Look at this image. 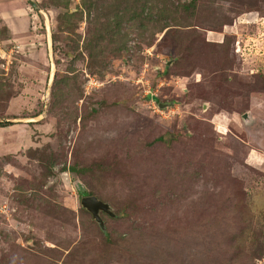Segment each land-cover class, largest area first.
<instances>
[{
	"label": "rangeland",
	"instance_id": "rangeland-1",
	"mask_svg": "<svg viewBox=\"0 0 264 264\" xmlns=\"http://www.w3.org/2000/svg\"><path fill=\"white\" fill-rule=\"evenodd\" d=\"M31 1L0 0V264H263L264 0Z\"/></svg>",
	"mask_w": 264,
	"mask_h": 264
},
{
	"label": "water",
	"instance_id": "water-1",
	"mask_svg": "<svg viewBox=\"0 0 264 264\" xmlns=\"http://www.w3.org/2000/svg\"><path fill=\"white\" fill-rule=\"evenodd\" d=\"M28 1L32 7H34L35 9H38L37 6L31 0H28ZM171 104H172V102H168V103H163L161 105L158 104V106L162 107V108H166V107L170 106ZM245 117L247 118V114H244L242 116V119H245ZM4 122H6V121H4ZM79 203H80V206L90 214L91 218L98 224L99 228L101 230H104L103 221H102L99 213L102 212V213H105L108 215H113L110 212L109 205L107 203L99 200L97 197L92 196V195L81 197Z\"/></svg>",
	"mask_w": 264,
	"mask_h": 264
},
{
	"label": "crops",
	"instance_id": "crops-1",
	"mask_svg": "<svg viewBox=\"0 0 264 264\" xmlns=\"http://www.w3.org/2000/svg\"><path fill=\"white\" fill-rule=\"evenodd\" d=\"M263 20H264V13H259L258 16L256 15V13H253V12H249V13L245 12V13L241 14L240 22H241V27L243 28L242 29L243 32L250 30L251 27H255L256 26V28H258V25L261 24L263 22ZM234 27H235V24L232 25V23H231V27L230 28L233 29ZM235 34H236V36H238L237 33H235ZM240 36H242V34H240ZM245 37H248V39L249 38L250 39L253 38V36L250 35V33H248ZM244 41H247V40H244ZM240 42H241V39H239V38L234 41L235 49H237L239 47ZM243 43H246V42H243ZM242 45L244 46V44H242ZM244 51H245V48H244ZM236 52H238V51H236ZM251 159H252V157H251Z\"/></svg>",
	"mask_w": 264,
	"mask_h": 264
},
{
	"label": "trees",
	"instance_id": "trees-1",
	"mask_svg": "<svg viewBox=\"0 0 264 264\" xmlns=\"http://www.w3.org/2000/svg\"><path fill=\"white\" fill-rule=\"evenodd\" d=\"M246 12H253V13H256V15L258 16L259 15V13H262V12H259L258 10H256V9H254V10H248V11H246ZM243 13H245V11H243V12H240V13H238L237 15H240V14H243ZM232 38L235 40V36H233L232 35ZM217 43V42H216ZM219 43V42H218ZM234 49H235V46H234V41H233V51H234ZM0 58H2V55L0 54ZM256 76H258V75H256ZM262 76V75H261ZM261 76H258L259 78L261 77ZM263 78V80H264V76L262 77ZM95 111V108L94 107H91V109H90V112H94ZM4 124H2V126H3ZM30 151H28V154H30L29 153ZM30 156V155H29ZM32 158V157H31ZM34 159V158H33ZM62 169L63 170H68L70 173H72V174H82V172H84L85 171V168H80V167H77V165H75V164H73V165H70V166H67V167H65V166H63L62 167ZM106 239V238H105ZM106 241H108V239H106Z\"/></svg>",
	"mask_w": 264,
	"mask_h": 264
},
{
	"label": "built area",
	"instance_id": "built-area-1",
	"mask_svg": "<svg viewBox=\"0 0 264 264\" xmlns=\"http://www.w3.org/2000/svg\"><path fill=\"white\" fill-rule=\"evenodd\" d=\"M1 51V50H0ZM5 54V53H4ZM4 54L2 55V58L4 57ZM263 258H264V254H263V256H262V260H263ZM261 261H258V263H260ZM263 264H264V262H263Z\"/></svg>",
	"mask_w": 264,
	"mask_h": 264
}]
</instances>
